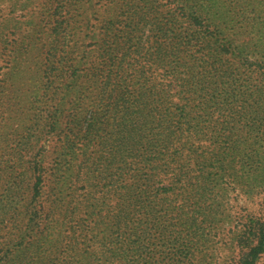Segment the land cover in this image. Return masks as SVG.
Segmentation results:
<instances>
[{
  "label": "rangeland",
  "instance_id": "obj_1",
  "mask_svg": "<svg viewBox=\"0 0 264 264\" xmlns=\"http://www.w3.org/2000/svg\"><path fill=\"white\" fill-rule=\"evenodd\" d=\"M183 1L0 0V264L248 258L264 0Z\"/></svg>",
  "mask_w": 264,
  "mask_h": 264
},
{
  "label": "trees",
  "instance_id": "obj_2",
  "mask_svg": "<svg viewBox=\"0 0 264 264\" xmlns=\"http://www.w3.org/2000/svg\"><path fill=\"white\" fill-rule=\"evenodd\" d=\"M196 1H197V0H195V2H196ZM183 4H184V6H185L186 8H188V9H192V8H193V10L196 11V9H197L202 3H201V2H196V3L193 4V0H187V1L184 0V1H183ZM227 129L229 130V132L232 133L235 129H237V126H236L234 123H232V124H229V125L227 126ZM231 140H233V139H231ZM232 142H233V141H232ZM233 144H234V142H233ZM234 146H235V148H237V147H238L237 143H235ZM165 147H167V146L165 145ZM150 164H151V163H150ZM258 234H260V236H259V240H258L257 245H256L253 249H251L249 255L247 256L248 258H246L241 264H253V260H254V258H255V256H256V254H257L260 250L263 249V246H264V229H260L259 232H258Z\"/></svg>",
  "mask_w": 264,
  "mask_h": 264
}]
</instances>
